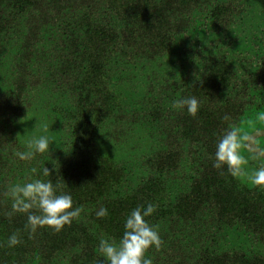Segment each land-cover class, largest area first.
<instances>
[{
    "label": "trees",
    "instance_id": "1",
    "mask_svg": "<svg viewBox=\"0 0 264 264\" xmlns=\"http://www.w3.org/2000/svg\"><path fill=\"white\" fill-rule=\"evenodd\" d=\"M189 96L195 116L174 107ZM262 113L264 0H0V194L60 177L83 208L30 234L0 195V264H107L100 239L149 203L152 264H264V188L213 166L229 125L264 129Z\"/></svg>",
    "mask_w": 264,
    "mask_h": 264
},
{
    "label": "clouds",
    "instance_id": "2",
    "mask_svg": "<svg viewBox=\"0 0 264 264\" xmlns=\"http://www.w3.org/2000/svg\"><path fill=\"white\" fill-rule=\"evenodd\" d=\"M174 107L186 108L190 115L195 116L199 110V101L194 96L184 97L175 101ZM256 119L257 122L264 124V113L258 115ZM262 135H264L262 128L253 126L249 132L230 124L216 145L213 166L217 169L226 167L232 177L247 178L254 186L264 188V166L249 174L248 159L242 155V149H247L254 154V159H264V147H261L260 142ZM49 143L47 136H40L29 142L28 151L17 152L15 155L21 161H30L36 153L47 152ZM37 171L36 168L32 169L33 173ZM42 174L44 177L52 176V172L46 166L42 168ZM64 183V180L58 177L55 183L52 179L35 178L23 184H10L7 190L0 194L11 199V208L5 215L11 219L16 214H25L27 216L25 230L30 234H35L41 228L60 232L65 226H70L83 212L82 207H74L72 196L63 191ZM155 211L156 206L151 203L146 207L137 206L126 217L125 230L118 243L114 239H100L99 252L107 264H152V260L145 258V254L151 248L159 250L163 245L158 226H152L146 219ZM107 215L106 208L101 207L97 211L98 218ZM21 243L19 232L13 233L7 241L8 247H15Z\"/></svg>",
    "mask_w": 264,
    "mask_h": 264
},
{
    "label": "rangeland",
    "instance_id": "3",
    "mask_svg": "<svg viewBox=\"0 0 264 264\" xmlns=\"http://www.w3.org/2000/svg\"><path fill=\"white\" fill-rule=\"evenodd\" d=\"M243 130L249 131L250 130V127L249 128H244ZM260 138H262V136ZM260 142H261V147H264V141H263V139L260 140ZM247 154H248L247 149H242V155H247ZM257 160L264 162V159H257Z\"/></svg>",
    "mask_w": 264,
    "mask_h": 264
},
{
    "label": "water",
    "instance_id": "4",
    "mask_svg": "<svg viewBox=\"0 0 264 264\" xmlns=\"http://www.w3.org/2000/svg\"><path fill=\"white\" fill-rule=\"evenodd\" d=\"M262 136H264V135H262Z\"/></svg>",
    "mask_w": 264,
    "mask_h": 264
}]
</instances>
